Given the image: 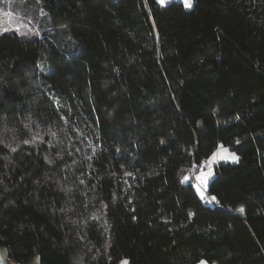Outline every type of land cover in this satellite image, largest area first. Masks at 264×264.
<instances>
[{
    "label": "trees",
    "instance_id": "1",
    "mask_svg": "<svg viewBox=\"0 0 264 264\" xmlns=\"http://www.w3.org/2000/svg\"><path fill=\"white\" fill-rule=\"evenodd\" d=\"M25 5L36 32L0 31L8 259L264 264V0ZM220 143L216 206L182 178Z\"/></svg>",
    "mask_w": 264,
    "mask_h": 264
},
{
    "label": "rangeland",
    "instance_id": "2",
    "mask_svg": "<svg viewBox=\"0 0 264 264\" xmlns=\"http://www.w3.org/2000/svg\"><path fill=\"white\" fill-rule=\"evenodd\" d=\"M26 1L27 0H0V31L15 30L18 28L19 30L17 32L19 33L36 32L39 13L36 5L26 7ZM172 1H179L183 4V0H164L163 4H159L165 6ZM184 8L186 7L184 6ZM214 153L216 154L215 159H213ZM232 154H235V156L240 159L237 151L230 149L220 143L218 144L216 150L207 158V164H202L196 172L194 170L196 179L200 177V179H197L198 183H196L195 187V191L199 197H201L204 193L203 188L206 190L209 181L215 176V165L218 162L237 163L239 161V159L235 161L232 160L230 158ZM209 173H211V175H209ZM0 249L5 250L3 247H0ZM124 260L127 261L126 258H121L118 261V264H121V262ZM200 261L195 264H199ZM205 261L207 264H210L207 260ZM31 262L40 264L37 253L33 255Z\"/></svg>",
    "mask_w": 264,
    "mask_h": 264
},
{
    "label": "built area",
    "instance_id": "3",
    "mask_svg": "<svg viewBox=\"0 0 264 264\" xmlns=\"http://www.w3.org/2000/svg\"><path fill=\"white\" fill-rule=\"evenodd\" d=\"M207 159L206 158H202V160H201V164H207ZM195 172H194V169L191 167V169H190V171H189V173L187 174V176L185 177V178H182V181L183 182H191V183H194L195 185H196V183H198L197 182V179H196V177H195V174H194ZM203 191H204V193H203V195H202V200L205 202V203H211V204H214V205H216V206H219L218 205V202H217V200L215 199V200H212V197L208 194V192H207V190H205L204 188H203ZM6 262H9V260L7 259L6 260ZM1 264V263H0Z\"/></svg>",
    "mask_w": 264,
    "mask_h": 264
},
{
    "label": "snow or ice",
    "instance_id": "4",
    "mask_svg": "<svg viewBox=\"0 0 264 264\" xmlns=\"http://www.w3.org/2000/svg\"><path fill=\"white\" fill-rule=\"evenodd\" d=\"M158 2L161 3V4H163V3H164V0H158ZM183 4H184V6H185L186 8H190V7H192L193 0H183ZM15 30L18 31L19 29L16 28ZM37 34H38V33H37ZM25 142H27V141H25ZM162 143H163V141H162ZM215 156H216V154L214 153V154H213V159H215ZM230 158H231L232 160H234V161L239 159L238 157L235 156V154H232ZM129 175H130V173H129ZM209 175H211V173H209ZM197 179H200V177H198ZM215 199H216V197L213 196V197H212V200H215ZM121 264H128V262H127L126 260H124V261L121 262ZM199 264H207V262H206L205 260H201V261L199 262Z\"/></svg>",
    "mask_w": 264,
    "mask_h": 264
},
{
    "label": "crops",
    "instance_id": "5",
    "mask_svg": "<svg viewBox=\"0 0 264 264\" xmlns=\"http://www.w3.org/2000/svg\"><path fill=\"white\" fill-rule=\"evenodd\" d=\"M8 259L5 250L0 249V263L1 264H35L36 262H31V259L26 262V263H21V262H17L14 260H9V262H6V260ZM37 264V263H36Z\"/></svg>",
    "mask_w": 264,
    "mask_h": 264
}]
</instances>
